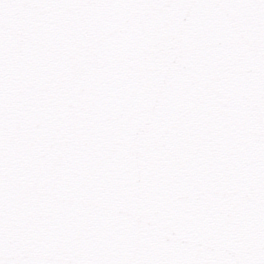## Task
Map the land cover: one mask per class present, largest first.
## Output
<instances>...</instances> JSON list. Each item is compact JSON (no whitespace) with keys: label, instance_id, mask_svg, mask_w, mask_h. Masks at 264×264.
<instances>
[{"label":"snow or ice","instance_id":"snow-or-ice-1","mask_svg":"<svg viewBox=\"0 0 264 264\" xmlns=\"http://www.w3.org/2000/svg\"><path fill=\"white\" fill-rule=\"evenodd\" d=\"M0 264H264V0H0Z\"/></svg>","mask_w":264,"mask_h":264}]
</instances>
